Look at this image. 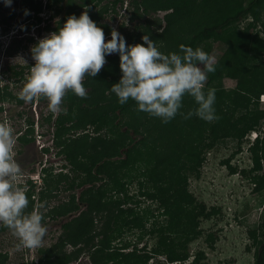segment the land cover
I'll return each instance as SVG.
<instances>
[{
	"label": "trees",
	"instance_id": "trees-1",
	"mask_svg": "<svg viewBox=\"0 0 264 264\" xmlns=\"http://www.w3.org/2000/svg\"><path fill=\"white\" fill-rule=\"evenodd\" d=\"M99 1L103 0H83L80 4H76L75 0H45L43 4L40 0H20L21 13L24 14L25 9L29 12L24 14L26 26L21 30L31 28L33 23L29 21L33 19L35 25L42 22L38 16L42 10L53 9L54 14L49 16L53 19L64 4L62 18L54 28L46 26V30L57 31L68 16L79 17L87 11L107 37L110 28L100 25L99 19L109 12L117 14L116 7L121 9L124 6V9H132L128 21H138L133 32L124 36L127 45L143 43L141 37L148 35L165 54L179 52L180 46L185 45L194 50L202 49L210 56L212 44L221 43L225 48L213 62L215 71L207 74L203 89L205 93L215 89L217 119L207 122L195 115L185 119L178 113L168 123H162L159 118L138 111L131 99L126 104H119L110 91L111 85L117 83L122 75L119 55L106 56V63L99 73L95 77L86 76L82 81L87 91L86 98L69 91L62 98V111L53 119L51 114L40 119L39 126L46 123L53 127L54 145L60 147L57 155L63 156L73 175L69 178L67 174H61L54 185L50 180L52 178L45 177L47 191L38 199L54 198L52 189H58L59 181L63 182V189L67 191L75 188L82 190L77 196L71 194L66 202L48 207L51 220L62 218L61 233L57 236V243L39 251L42 255L39 263L67 264L85 252L93 264H110L117 258L122 264H147L148 253L137 249L124 253L127 244L122 246L124 248H111V238L118 237L123 228L127 231L140 230L142 234L137 235L138 239L143 233L157 237L152 253L164 255L170 263L184 262L190 257L188 244L201 235L199 219H209L215 213L213 209L206 210L203 204L195 202L187 191V175L198 170L202 155L217 140L231 138L240 141L247 133L264 124V109L259 108L260 96H264V0H107L108 4L102 10L92 13V8L88 7ZM150 12L164 13L161 19H155L154 28L143 19ZM15 15L9 13L1 20L4 23L3 34L9 28L7 21ZM247 18L251 22L240 27L239 24ZM257 25L263 33L262 37L257 31L254 35L250 32V28ZM28 41L33 45L37 43L32 38ZM2 72L5 79L18 83L30 73V65L8 66ZM225 78L234 80L233 88H223ZM11 99L22 102L8 92L7 85L0 88V102ZM38 99L42 101L45 98ZM195 108L194 99L186 94L180 112L186 114ZM23 125L24 133L16 138L20 145L32 143L35 135L33 117H26ZM78 130L80 135L65 137L67 133H77ZM262 134L248 148L253 164L248 172L252 174L249 177L253 190L264 194V171L261 167L264 161V131ZM43 151L48 152V149ZM130 163L138 164L137 168L142 170L136 174L139 188H145V192L140 190V193L158 202V213L165 217V224L157 225L156 214L149 211L138 214L137 208L124 206L133 201V197L126 195L124 183L119 184L118 179L122 177L120 169L127 168ZM228 167L230 173H235L233 168ZM43 171L50 174L47 169ZM28 184L30 186L25 192L29 204L25 214L35 209V186L31 182ZM104 187L109 188L110 197ZM134 201L139 205V200ZM151 218L155 220L146 231L145 220ZM261 219V237L255 242L253 264H264V213ZM98 222L100 227L96 230ZM42 223H46L45 217ZM4 228L0 226V231ZM205 241L211 246L212 235H208ZM67 246L74 251L60 261L57 251ZM5 256L0 258V264ZM200 258H203L202 252H198L190 264H199Z\"/></svg>",
	"mask_w": 264,
	"mask_h": 264
},
{
	"label": "rangeland",
	"instance_id": "rangeland-1",
	"mask_svg": "<svg viewBox=\"0 0 264 264\" xmlns=\"http://www.w3.org/2000/svg\"><path fill=\"white\" fill-rule=\"evenodd\" d=\"M19 1L12 0L11 6L7 7L4 5L3 0H0V88L7 85L8 92L12 96H16V98H18V94L29 74H25L21 81L14 83L10 79H5L4 77L6 76L2 71H6L8 66L19 67L30 65L31 68L34 64L30 52L33 43L28 41L29 38L38 41L50 34L52 31L46 30L45 27L48 26L50 29L54 28L65 11L63 4V9L53 19H49V16L54 14L53 9L50 11L47 9L42 10L38 15L42 19V22L35 25L36 23L33 19L29 21L33 23L31 28L21 30L20 27L24 26V14L20 11ZM40 1L43 4L44 1ZM82 1L75 0V3L80 4ZM107 4L108 1L103 0L92 3L88 8H92L91 12L95 13L100 9L102 10ZM116 8L117 14L111 12L103 14L98 21L100 25H106L110 28L109 35L105 37L106 41L111 38L112 30H116L125 36L133 32L134 25L138 22L128 21L127 18L130 17L132 12L131 8L124 9V6L121 9L118 6ZM9 13H15L16 15L13 19L7 21L9 28L3 34L4 23H1V20ZM163 14L162 12L157 14L150 12L143 19L150 23V27L154 28L155 19H161ZM249 22H251V19L247 18L239 26L243 28ZM256 31L262 37L263 33L258 25L255 28H250V32L253 35ZM19 45L21 47L18 49ZM224 48L225 46L221 43L212 44L210 53L212 62L218 59ZM9 51L10 55H7ZM234 85V80L229 78L223 79V88L225 90L233 88ZM21 101V103H17V100L11 99L10 101L0 102V106L2 107L0 122L8 123L13 129V135L15 137V159L22 170V175L16 183L22 186L24 190L30 186L28 182H31L35 186L33 199L35 209L33 211H40L45 217L46 223L43 224L46 227V234L40 246L28 248L19 246L18 238L8 228L2 229L0 231V258L2 259L6 255V259H3L2 264H40L39 258L42 255H40L39 251L45 250L57 243V236L61 233L60 220L62 218L51 220L48 217V211L50 210L48 207L64 203L69 199L71 194L77 196L82 190V188H75L74 190L67 191L63 189V182L59 181L57 184L58 189H52L53 194H55L54 198L44 199L42 201L38 199L39 196L45 194L47 191L44 183L45 177L47 178L48 176V179L52 178L50 180L53 181L52 185H54L57 183V179H60L61 174H67L70 178L73 173H71L70 166L63 159V156L60 154L57 155L60 147L54 145L51 135L53 127L46 125V123L42 124V126L40 124L39 126L41 116L47 117L51 114L53 119L59 112L54 114L49 110L47 98L42 101L36 98L29 103H25L23 100ZM263 101L259 100L260 109H264ZM18 114H21V116ZM28 116L33 117L34 121L37 122L35 123L34 141L26 145H20L16 138L24 133L23 124L25 118ZM263 127L264 124L260 128H255L253 131L259 130L263 132ZM73 131L67 133L65 137H75L77 134H81L79 130L77 133ZM250 142L247 135L240 141L231 138L217 140L213 144V147L202 155V164L198 170L194 171L191 175H187V191L192 195L195 202L197 204H203L206 210L213 209L215 213L209 219H199L198 229L201 231V235L198 239L188 244L190 257L184 261L185 263H182L190 264L194 256L198 252H202L203 258L199 259V264H253L255 242L261 237L262 231L260 223L264 213V194L256 193L250 181L249 176L252 174L248 171L253 166L251 155L248 151L251 145ZM41 148L48 149V152L44 151L43 153V149ZM137 166L138 164L133 165L130 163L127 168L120 169V175L122 177L118 179L119 184L124 183V192L128 197H133V201L128 202L124 206L137 208L138 210L136 211L138 214H143L147 211L153 215L156 214L158 216L156 218L157 225L165 224V217L159 216L158 213V202L143 196L145 193H142V195L140 193V190L145 192V188H139V179H137L136 174L141 173L142 170L137 168ZM228 166L233 168L235 173H230ZM261 167L263 172L264 161L261 162ZM43 169H47L50 174L44 172ZM242 171L245 173H242ZM140 179L142 180V178ZM128 180L129 182L125 184ZM104 190L108 192V197H110L111 193L109 188L104 187ZM119 197L121 198L122 195L119 194ZM135 199L140 201L139 205L134 201ZM41 203L46 204V206L40 208ZM154 220L153 218L149 221L145 220L144 229L146 231L151 227V222H154ZM99 227L100 222L96 224L95 229L99 230ZM124 229H122L118 237L111 238V248H124L122 246L127 244L123 252L127 253L133 249H137L141 253H148L149 260L147 264H171L166 260L164 255L152 253L157 237L143 233L141 239H138L137 235L142 234L140 230L129 229L127 231V228ZM208 235H212L213 238L211 246L205 241ZM73 251L74 249L72 247L67 246L64 249H59L57 256H59L60 261H63ZM150 253L152 254L150 255ZM86 254L84 252L76 260H71L67 264H89ZM110 264L122 263L117 258V261Z\"/></svg>",
	"mask_w": 264,
	"mask_h": 264
},
{
	"label": "clouds",
	"instance_id": "clouds-1",
	"mask_svg": "<svg viewBox=\"0 0 264 264\" xmlns=\"http://www.w3.org/2000/svg\"><path fill=\"white\" fill-rule=\"evenodd\" d=\"M3 3L10 7L12 0ZM24 14H29L27 9ZM141 39L143 43L127 45L124 36L112 30L106 41L103 29L87 11L79 17L70 15L62 27L31 47L34 64L18 98L25 103L47 98L49 110L58 113L67 92L86 98L84 78L95 77L106 63V56L117 53L122 75L110 91L119 104L131 99L138 111L159 118L162 123H168L178 113L185 119L193 115L207 122L217 119L215 89L206 93L203 90L207 74L215 71L211 57L202 49L185 45L180 46L179 52L165 54L148 35ZM186 94L194 99L196 108L184 114L180 110ZM246 135L252 144L263 134L258 130ZM14 146L12 127L0 122V225L18 238L19 246L34 248L41 245L46 227L41 212L25 214L29 200L16 183L22 170L15 159ZM44 207L41 203L40 208Z\"/></svg>",
	"mask_w": 264,
	"mask_h": 264
},
{
	"label": "flooded vegetation",
	"instance_id": "flooded-vegetation-1",
	"mask_svg": "<svg viewBox=\"0 0 264 264\" xmlns=\"http://www.w3.org/2000/svg\"><path fill=\"white\" fill-rule=\"evenodd\" d=\"M23 25L26 26L24 22H23ZM24 26H22V27H24ZM20 29H21V27H20ZM7 30H8V29H7ZM23 30H28V29H23ZM35 123H37V122H35ZM34 136H35V135H34ZM17 137H18V136H17ZM41 149H43V148H41ZM43 150H44V149H43ZM43 153H44V151H43ZM88 263H89V264H93V263L91 262V260H88Z\"/></svg>",
	"mask_w": 264,
	"mask_h": 264
},
{
	"label": "bare ground",
	"instance_id": "bare-ground-1",
	"mask_svg": "<svg viewBox=\"0 0 264 264\" xmlns=\"http://www.w3.org/2000/svg\"><path fill=\"white\" fill-rule=\"evenodd\" d=\"M260 98L262 99V100H264V96L262 95V96H260ZM264 102V101H263ZM262 130L264 131V127L262 128ZM262 133V132H261ZM175 262H177V261H175ZM180 264H184V263H182V262H179Z\"/></svg>",
	"mask_w": 264,
	"mask_h": 264
},
{
	"label": "built area",
	"instance_id": "built-area-1",
	"mask_svg": "<svg viewBox=\"0 0 264 264\" xmlns=\"http://www.w3.org/2000/svg\"><path fill=\"white\" fill-rule=\"evenodd\" d=\"M257 134L256 133H253V136H256ZM171 264H180L179 262H173Z\"/></svg>",
	"mask_w": 264,
	"mask_h": 264
},
{
	"label": "water",
	"instance_id": "water-1",
	"mask_svg": "<svg viewBox=\"0 0 264 264\" xmlns=\"http://www.w3.org/2000/svg\"><path fill=\"white\" fill-rule=\"evenodd\" d=\"M87 259H88V257H87Z\"/></svg>",
	"mask_w": 264,
	"mask_h": 264
}]
</instances>
